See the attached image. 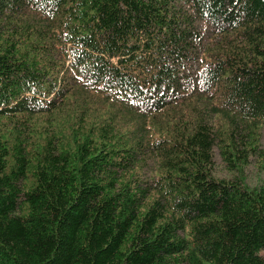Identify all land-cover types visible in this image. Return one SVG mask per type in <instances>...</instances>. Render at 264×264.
Masks as SVG:
<instances>
[{"label": "trees", "instance_id": "1", "mask_svg": "<svg viewBox=\"0 0 264 264\" xmlns=\"http://www.w3.org/2000/svg\"><path fill=\"white\" fill-rule=\"evenodd\" d=\"M263 133L264 0H0V264H264Z\"/></svg>", "mask_w": 264, "mask_h": 264}, {"label": "rangeland", "instance_id": "2", "mask_svg": "<svg viewBox=\"0 0 264 264\" xmlns=\"http://www.w3.org/2000/svg\"><path fill=\"white\" fill-rule=\"evenodd\" d=\"M261 144L264 147V133L262 135V140H261ZM213 155H214V174L216 176H220V177H227V175L225 174V170H223L222 166L219 164V160L220 158L217 156V150L214 149L213 150ZM244 173L246 174L247 178H248V183L250 185H257L259 183V180L262 178V174L261 175H255V168H254V161L251 159L250 160V164L246 167H244Z\"/></svg>", "mask_w": 264, "mask_h": 264}]
</instances>
